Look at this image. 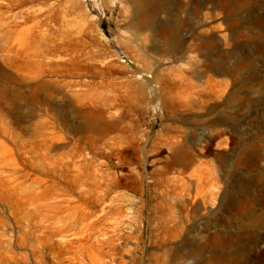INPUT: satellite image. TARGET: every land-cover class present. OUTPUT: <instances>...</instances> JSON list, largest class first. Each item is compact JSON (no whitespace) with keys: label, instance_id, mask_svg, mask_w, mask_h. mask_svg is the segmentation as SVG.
Segmentation results:
<instances>
[{"label":"rangeland","instance_id":"obj_1","mask_svg":"<svg viewBox=\"0 0 264 264\" xmlns=\"http://www.w3.org/2000/svg\"><path fill=\"white\" fill-rule=\"evenodd\" d=\"M117 13L92 9L90 24L102 18L103 25L91 24L70 49L93 54L84 59L98 66L110 52L116 67L138 65L136 52L158 60L161 72L183 63L199 85L206 68L210 82L177 91L170 112L133 98L140 110L104 137L86 127L66 86L75 79L69 72L19 83L0 55V264H264V0H163L160 34L141 26L145 37L133 49L125 44L130 32L119 30L131 22ZM173 53L176 63L161 57ZM21 63L37 72V64ZM111 90L107 81L91 96ZM109 138L128 147L120 159L108 157ZM182 155L195 159L194 192L208 197L191 224L170 221L179 208L171 166ZM100 163L127 174L111 194L134 198L122 202L127 223L86 230L85 221L81 241L63 243L65 214L48 205L79 184L94 190L86 197L96 202ZM41 221L48 227L35 231ZM117 234L124 243L95 240Z\"/></svg>","mask_w":264,"mask_h":264},{"label":"bare ground","instance_id":"obj_2","mask_svg":"<svg viewBox=\"0 0 264 264\" xmlns=\"http://www.w3.org/2000/svg\"><path fill=\"white\" fill-rule=\"evenodd\" d=\"M99 7L112 12V18L118 11L119 17L131 22L129 25H119V30L130 32V37L125 40L128 49H133L131 44L145 37L144 34L142 38L143 35L139 31L141 26L151 24L155 34H160L163 0H0V55L3 69L9 67L18 73L15 80L19 83L34 79H40L42 82L63 80L66 72H69L75 79L67 81L66 86L86 118V127L104 137L109 135L108 126L122 119L130 111H139L140 103L170 112L175 106L174 96L177 91L186 92L185 89H194L210 82L211 75L206 68L200 69L198 73L201 78L207 77L203 83L200 82L202 85H199L195 83L196 74L193 78L192 72L183 63L173 68L170 66L171 69L167 72H161L155 67L158 60H148L142 57V53L137 52L135 57L139 64L135 66L129 64L127 67H116L111 52L102 58V65H94L87 61L89 59L94 61L93 54L87 57V53L71 50L70 47L84 40L85 33L91 28L92 23L89 21L94 16L91 15L92 9L96 11ZM58 15H61L60 18ZM103 23V19L99 18L93 23L96 25H92L98 27ZM175 56L173 53L161 57L165 61L175 62L177 59ZM22 61L37 64V72L29 71L23 66ZM83 61H87L83 63L84 66L75 67ZM145 73L152 75L147 76ZM34 74H37L36 78ZM107 81L112 87L111 95L103 98L92 97L91 91ZM224 90L222 88L220 91ZM192 95L194 96L193 93ZM133 98H140L142 102L134 104ZM152 126L154 125L150 124V127ZM107 143L113 149V152L108 154L109 158L117 156L120 159V156L128 151L125 143L117 138H109ZM194 160L182 155L175 159V162L172 161L171 168L175 169L177 175L171 180L176 185L179 208L172 212L171 222L175 223L178 220L191 224L196 218L197 204L208 202L207 196H200L194 192L196 170ZM105 165L100 163L96 171V202L86 197V194H91L94 190L89 192L84 189L83 184H79L77 192L68 186L62 196H57L48 205L54 212L65 214L63 225L65 235L61 237L63 243L80 242L79 236L85 221L86 230L93 227H101V230L102 227L115 228L127 223L122 218L124 214L122 202L134 201V198L127 194L111 195L113 187L121 185L127 174L119 167L114 169L117 167L114 164ZM47 227L46 221H41V225L35 231L39 232ZM95 238L96 242L101 244L115 245L125 242L123 236L118 234ZM37 239L39 240L40 236H37ZM34 254L36 255L35 252Z\"/></svg>","mask_w":264,"mask_h":264}]
</instances>
